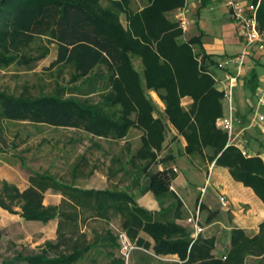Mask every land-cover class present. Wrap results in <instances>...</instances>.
Here are the masks:
<instances>
[{"label":"trees","instance_id":"16d2710c","mask_svg":"<svg viewBox=\"0 0 264 264\" xmlns=\"http://www.w3.org/2000/svg\"><path fill=\"white\" fill-rule=\"evenodd\" d=\"M148 2L144 9L133 11L131 0H0V70L47 58L46 45L39 47L38 55L27 53L42 39L56 45L52 67L72 70L69 86L57 83L50 94L17 96L0 91V155L9 151V122L75 129L112 142L125 141L132 129L143 131L141 147L127 161L113 157L106 176L131 180L127 189H86L35 171H30L24 189L0 180V209L26 222H57L53 241L29 254L15 251L0 264H128L121 234L133 246L131 256L134 250L150 252L141 264H247L249 257H264V221L252 235L233 227L227 252L216 256V236L194 238L192 227L179 223L184 204L171 190L174 173L150 171L159 164L168 124L154 119L159 108L141 89L132 56L141 58L146 86L159 94L165 105L161 112L186 140L187 155L204 157L205 150H212L210 164L227 169L234 181L252 189L264 204V152L245 157L228 145L227 134L216 127L223 114L222 94L209 75L217 61L202 50L203 32L181 43L182 31L167 14L182 7L184 0ZM258 21L264 29V3ZM259 82L254 68L244 84L254 101ZM186 97L193 100L188 109L182 105ZM126 150L130 151L128 145ZM80 167H74V179L84 176ZM143 177L148 183L141 189ZM137 189L142 195L152 192L160 210L150 212L140 206L133 192ZM48 191L62 196L59 204H45ZM199 211L209 212V223L219 214L203 203ZM1 234L0 230V239Z\"/></svg>","mask_w":264,"mask_h":264},{"label":"rangeland","instance_id":"374dc122","mask_svg":"<svg viewBox=\"0 0 264 264\" xmlns=\"http://www.w3.org/2000/svg\"><path fill=\"white\" fill-rule=\"evenodd\" d=\"M194 2L196 0H192L191 4ZM201 2L204 5V0ZM107 3V1L104 2L105 5ZM148 3V0H131L130 9L133 11L142 10ZM200 10H191L190 16L192 17L193 25L187 34V39L183 35L179 37L181 43H188L191 38L200 33L197 23L200 20L207 26V34L209 36L218 37L226 45L241 40L242 32L240 26L231 19L227 9L222 4L219 3L218 6H209ZM175 11L169 12L167 18L177 24ZM122 22L125 26L127 25L125 15H122ZM42 45H46L50 49V54L47 58L31 66L15 64L8 69L0 70V91H6L17 96H38L40 94L53 93L57 87V83L62 86H69L72 70L65 68L62 71L58 66L52 67V63L57 58L55 44H50L47 39H42L33 45L27 53H30L31 56L38 55L39 47ZM253 57L252 63H257L254 67H257V65L260 66L257 70L259 73H263L264 70L261 67V62L264 56L255 53ZM132 63L140 75L141 89L146 97L159 108L160 112L153 113L154 119L155 117L162 118L168 124L164 148L158 154L159 164H154L150 171L156 173L166 169L170 173H174L175 178L171 181V190L180 197L184 204L185 221L181 224L189 225L194 231V224L197 223V215L199 213L198 223L204 228L202 234L204 236H216L218 241L216 247L218 248L217 252L224 255L229 244L230 224L233 215L230 210L223 208L220 204V197L223 196L221 188H215L212 191L211 188L207 187L206 190L208 193L205 196L202 191V188H205V182L211 175V170V179L214 176V164H210L208 161V157L212 155V150H205L204 157L200 155H187L185 152L186 145L184 146L186 140L178 134L176 129L168 122L166 115L161 112L164 111L165 105L159 94L146 86L144 66L141 58L132 56ZM211 70L215 74L213 76L221 77V75H218L220 71L216 68H212ZM210 76L212 77V75ZM212 79L214 80L213 77ZM214 84L216 90L222 94L223 103V114L216 120L215 124H217V121L226 114V105L224 95L219 89V84L215 80ZM183 103L182 99V105ZM254 103V99L248 95L246 96L243 91L237 92L239 109L238 130L243 131L244 138L247 140V145L252 155L264 152V136L261 135L260 131L258 129L245 130ZM6 128L9 151L6 154L0 155V180H6L24 189L29 184L30 171H35L39 173H50L63 182L78 184L86 188L100 189L105 187H119L121 189H127L131 185V180L124 179L122 176L110 180L106 176L109 167L112 165L111 161L113 157L123 156L125 161H127L141 147L142 130L132 129L125 141L112 142L92 138L90 135L75 129H54L47 126H34L21 122L6 123ZM217 129L219 128L217 127ZM127 145L130 147V151L126 150ZM76 165L81 166L80 171L84 174V176L80 175L78 179L73 178V169ZM174 169H177V171ZM91 172L92 174H90ZM178 178L186 186L184 191L179 190L176 186V179ZM147 183L146 177H143L140 188L146 187ZM211 191L212 195H209ZM133 192L137 196L138 203L144 209L153 212V209L158 206V202L152 192H148L145 195L140 194V189ZM211 197L213 200V209L210 211H218L219 213L215 218V221L219 223L215 225H211L207 221L208 211H199V205L201 203L206 205ZM45 199L46 205H51L56 204L61 197L54 191H48ZM249 214L247 209L244 210V215L249 216ZM193 217L194 220L189 221ZM253 223L254 226L251 230L247 231L250 235L256 230V222ZM113 224L115 226L118 225V220L115 219ZM0 230L2 231L0 239V262L3 259L10 258L15 251H21L24 254L35 252L46 241H53L55 238V222L42 225L26 222L19 215H11L2 209H0ZM129 250V248L123 249L126 256H129L128 264H141L146 261V257L144 256L146 253L143 251L134 250L131 256V254H128ZM148 253L150 254V252H147L146 255ZM174 259V257H171L166 261ZM99 264H104V262ZM247 264H264V257H249Z\"/></svg>","mask_w":264,"mask_h":264},{"label":"built area","instance_id":"2783aa9c","mask_svg":"<svg viewBox=\"0 0 264 264\" xmlns=\"http://www.w3.org/2000/svg\"><path fill=\"white\" fill-rule=\"evenodd\" d=\"M191 3L192 0H184V5L175 11V20L185 39H187V34L193 25L192 17L190 16ZM222 3L231 19L240 26L245 46L240 54L223 57L218 61L216 69L222 72L223 75L221 77L213 76L215 74L209 72V75H212L219 84V89L224 95L226 105V114L217 121L216 125L227 134L228 145H234L245 157H251L253 155L248 148L244 133L242 130H238L237 90L242 87L244 94L246 96L249 95L244 86L248 61L255 53L264 56V29L260 27L258 21V10L264 0H258L257 2L254 0H222ZM254 102L249 119L250 122L245 130L258 128L261 134L264 135V78L260 79L259 86L255 91ZM261 157L264 159V153ZM174 170L177 171V169ZM204 192L205 190H203ZM220 204L225 209L230 206V202L225 196L220 197ZM198 216L199 213L197 215V223L194 224V238H197L204 231V228L198 223ZM191 220L193 221L194 217ZM120 240L123 249L129 248L128 254H131L133 246L126 235L121 234ZM123 255L128 261L129 256H126L125 252H123Z\"/></svg>","mask_w":264,"mask_h":264},{"label":"crops","instance_id":"0c3cea01","mask_svg":"<svg viewBox=\"0 0 264 264\" xmlns=\"http://www.w3.org/2000/svg\"><path fill=\"white\" fill-rule=\"evenodd\" d=\"M201 1L202 0H196V2L191 4V10L192 9L193 10H195V9L200 10V9H204L205 7H209V6L214 7V6H218L219 3L222 4V6H224L222 3V0H206V5H203ZM197 23H198V27H199L198 28L199 32L200 31L203 32L202 50L207 55L212 56L215 59V61L218 62L223 57L234 56V55L240 54L243 51L244 46H245V42H244V38H243L242 34H241V40L240 41L232 42V43L226 45L218 37H212V36H209V34H207V28H206L207 26L205 25L204 22H202L200 20V21H197ZM253 58L254 57H251L250 60L248 61V65L246 68V75H248L251 72V70H253L254 68H256V70H257V68L260 67V66L254 67V65H256V63H252ZM262 59L263 60L261 62V64H262L261 67L264 70V57ZM216 72H218V71H216ZM218 75L222 76L223 74H222V72H218ZM259 76H260V79L264 78V72L259 73ZM239 91H243L242 87L238 88L237 92H239ZM183 102H184L183 106L186 109H188L190 107V105L192 104V99L186 97L183 99ZM185 145L186 144H184V146ZM214 167L215 168L213 171V174H214L213 178L211 179V177H212L211 176L212 170H211V175H210L209 179H207V181L205 182V188H202V191L205 190L204 196L208 193L206 190L207 187L211 188L212 191H214L215 188H221V193L223 194V196L226 195L225 197H227V199L230 202V206L227 210H230V212L233 215V218H232V221L230 224V230L233 227H238V228L244 229L245 231H249L254 226L253 222H256L255 223L256 224L255 232H257L259 224L264 221V204H263V202L255 195V193L253 192L252 189L246 188L243 184L234 181L227 169L221 168V167H216V166H214ZM211 181H212V183H211ZM176 186L179 190H183V191L186 188L183 181H181L179 178L176 179ZM84 188H86V187H84ZM105 188H100V189H105ZM86 189H96V188H86ZM212 191H211V194H209V195H212ZM60 197L62 199L61 195H60ZM61 199L58 202H56V204H52V205L59 204ZM212 204H213V200L211 197V198H209V201H208V203H206L205 206L208 207L209 210H212L213 209ZM246 209H247L248 213H250L251 215L250 214H249V216L244 215V210H246ZM153 210H154L153 212H157L160 210L159 203H158V206H156L155 209H153ZM190 220L191 219H189V221ZM183 221H185V220L184 219L180 220L179 223H182ZM218 223H219L218 221H214L213 223H211V225H215ZM37 224L42 225L41 223H37ZM56 229H57V222H55V233H56ZM227 250H228V248H227ZM217 251H218V248L215 249L214 254L216 256H222V254H219ZM226 252L227 251H225V253ZM169 258H171V257H165L164 260H169Z\"/></svg>","mask_w":264,"mask_h":264}]
</instances>
